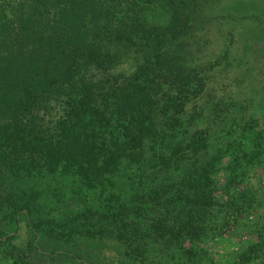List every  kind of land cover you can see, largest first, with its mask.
I'll use <instances>...</instances> for the list:
<instances>
[{
  "label": "trees",
  "instance_id": "1",
  "mask_svg": "<svg viewBox=\"0 0 264 264\" xmlns=\"http://www.w3.org/2000/svg\"><path fill=\"white\" fill-rule=\"evenodd\" d=\"M165 3L0 0V264H264V120Z\"/></svg>",
  "mask_w": 264,
  "mask_h": 264
},
{
  "label": "rangeland",
  "instance_id": "2",
  "mask_svg": "<svg viewBox=\"0 0 264 264\" xmlns=\"http://www.w3.org/2000/svg\"><path fill=\"white\" fill-rule=\"evenodd\" d=\"M165 1L139 0L143 6L139 17L146 28L167 26L171 12ZM188 1L190 12L174 23L177 47L193 54V65L220 62L224 66L220 56L227 46L228 66L212 75L215 88L249 103L250 114L256 109V117L264 120V0ZM173 51L178 50L166 52Z\"/></svg>",
  "mask_w": 264,
  "mask_h": 264
}]
</instances>
